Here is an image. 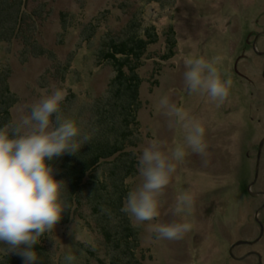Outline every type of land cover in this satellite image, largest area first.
I'll return each instance as SVG.
<instances>
[{"label": "rangeland", "instance_id": "rangeland-1", "mask_svg": "<svg viewBox=\"0 0 264 264\" xmlns=\"http://www.w3.org/2000/svg\"><path fill=\"white\" fill-rule=\"evenodd\" d=\"M22 10L29 16L16 23L10 37L0 38V73L17 99L12 123L59 88L65 92L62 103H70L83 132L91 125L92 106L107 96L116 75L100 54L108 52L111 41L132 34L150 44L138 71L140 126L134 144L119 155L118 163L135 167L123 185L128 192L141 182L137 158L152 141L168 154L182 148L185 157L176 162L163 189L159 217L137 224L123 213L137 233L140 264H259L257 254L264 264V233L257 242L261 227L255 218L260 209L264 225V146L250 188L258 194L248 191L264 139V34L258 36L264 32V0H27ZM217 56L221 79L232 81L219 104L199 90L189 91L183 79L186 60ZM163 95L183 110L186 120L204 127L205 153L188 147L184 121L172 118L170 126L158 107ZM117 157L96 172L107 184L109 198L121 196L110 182ZM54 175L65 181L59 172ZM89 193L74 202L70 223L49 232L46 246L56 264H110L111 247ZM185 193L192 197L190 210L174 212L177 196ZM117 220L122 221L113 218L111 229H117ZM185 220L192 229L179 239H157L151 231V224ZM239 241L252 244L235 247L233 257L229 251Z\"/></svg>", "mask_w": 264, "mask_h": 264}, {"label": "clouds", "instance_id": "clouds-1", "mask_svg": "<svg viewBox=\"0 0 264 264\" xmlns=\"http://www.w3.org/2000/svg\"><path fill=\"white\" fill-rule=\"evenodd\" d=\"M203 57L184 62V83L189 91H201L212 101L222 103L229 95L231 79H221L215 66L220 61ZM65 92L55 89L29 108V114L18 122L0 127V254H15L22 264H39L36 246L41 238L55 229L68 210L64 199L65 181L56 179L50 163L64 154H78L89 140L77 123L61 111ZM162 113L176 123L184 121L186 143L192 152L203 154L204 127L185 118L180 107L167 95L159 98ZM182 148L170 154L152 141L137 158L141 182L127 192L121 211L137 224L151 223L160 215V197L176 171V162L184 159ZM192 197L180 194L174 212L190 210ZM188 221L151 224L157 239L175 240L191 231Z\"/></svg>", "mask_w": 264, "mask_h": 264}, {"label": "trees", "instance_id": "trees-1", "mask_svg": "<svg viewBox=\"0 0 264 264\" xmlns=\"http://www.w3.org/2000/svg\"><path fill=\"white\" fill-rule=\"evenodd\" d=\"M26 5L27 0H0V38L10 37L15 31L16 23L29 16L25 10H22ZM148 44L134 34L125 41L110 42L108 52L100 54V58L112 66L116 75L107 96L97 100L91 108V120L89 119L91 125H87L82 132L90 137L89 140L78 154H64L50 161L54 171L62 174L67 185V192L63 195L68 204V210L57 224L63 226L70 223L69 211L74 202L79 203L82 199L81 194L90 192L88 197L94 200L100 213L99 227L111 247L110 264H140L137 258L139 246L137 233L121 211L124 196L127 193L123 182L135 172V167L133 162H118L119 155L120 157L124 155L122 154L124 149L134 144V138L140 126L137 112L140 106L142 80L138 76V71ZM16 103L17 99L10 90L8 79L1 72L0 127L12 123L11 112ZM70 106V103H62L61 111L66 117L73 119ZM115 157L117 159L114 160L116 162L114 168L117 172L111 173L110 182L121 196L114 198L110 195L112 199L108 197L107 184L96 176V172L102 164ZM113 218L122 220L119 224L117 220L114 226L117 229L121 228V232L110 228ZM48 240L49 233H46L41 238L40 244L36 246L39 264H56L54 257L47 249ZM0 264H22V259L15 254H0Z\"/></svg>", "mask_w": 264, "mask_h": 264}, {"label": "water", "instance_id": "water-1", "mask_svg": "<svg viewBox=\"0 0 264 264\" xmlns=\"http://www.w3.org/2000/svg\"><path fill=\"white\" fill-rule=\"evenodd\" d=\"M261 34H264V33H260V34H258V36L261 35ZM258 36L255 38V41L257 40ZM253 47H254V50L257 51V49H256V47H255V43L253 44ZM235 71L238 73L237 65H235ZM263 146H264V139L261 141V143H260V145H259V149H258V158H257V164H256V174H255V179H254V181L248 186V191H249V193L251 194V196H255V195L258 194V193H251V192H250V188L253 186V184L256 182V180H257V178H258L259 167H260V157H261V152H262V148H263ZM263 207H264V206H263ZM259 211H260V209L258 210V212L256 213V216H255L257 222L259 223V225H260V227H261V235H260V237L257 239V242L260 240V238H262L263 233H264V225H263V223L258 219ZM244 244H250V245H251L252 243H250V242H245V241H239V242H237L236 244H234V245L231 247V249H230V251H229V252H230V255L233 256V249H234L235 247L240 246V245H244ZM257 255H258V258H259V264H261L262 257H261L259 254H257ZM233 257H234V256H233Z\"/></svg>", "mask_w": 264, "mask_h": 264}, {"label": "flooded vegetation", "instance_id": "flooded-vegetation-1", "mask_svg": "<svg viewBox=\"0 0 264 264\" xmlns=\"http://www.w3.org/2000/svg\"><path fill=\"white\" fill-rule=\"evenodd\" d=\"M263 33H264V32H263ZM258 53H260V52H258ZM260 55L262 56V55H264V53H262V52H261V54H260Z\"/></svg>", "mask_w": 264, "mask_h": 264}]
</instances>
